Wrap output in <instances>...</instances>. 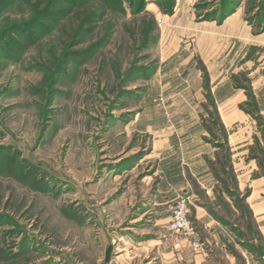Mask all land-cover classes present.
<instances>
[{
    "label": "rangeland",
    "instance_id": "1",
    "mask_svg": "<svg viewBox=\"0 0 264 264\" xmlns=\"http://www.w3.org/2000/svg\"><path fill=\"white\" fill-rule=\"evenodd\" d=\"M38 1L0 0V264H264V115L251 85L264 70V0H146L139 12L118 0L111 30L100 23L69 48L67 19L36 18ZM231 87L244 98L232 161L218 98ZM185 118L221 148L214 205L183 195L197 248L174 246L162 223L174 199L155 198L157 146ZM199 198L228 258L193 218Z\"/></svg>",
    "mask_w": 264,
    "mask_h": 264
},
{
    "label": "crops",
    "instance_id": "2",
    "mask_svg": "<svg viewBox=\"0 0 264 264\" xmlns=\"http://www.w3.org/2000/svg\"><path fill=\"white\" fill-rule=\"evenodd\" d=\"M233 16L229 18L227 21L232 20ZM230 29V28H229ZM236 29L232 28L229 31L231 33L228 34V37L230 38H236ZM261 39V38H260ZM247 40V39H246ZM253 43L260 42L258 39L251 41ZM235 54V53H234ZM252 72L251 74H253ZM252 90L253 94L255 96L257 105L259 107V110L264 115V70H260L257 72V74L254 73L253 75V81H252ZM227 94L226 100L221 101V95H218V98H220V110L226 113L227 115V121L224 119L222 120L225 127L228 129L233 128L232 125L235 126L237 122V101H243V92L238 91L237 89H234L231 87L225 92ZM240 113V112H239ZM247 116L244 117V121L248 122L249 125H251V120L246 119ZM193 120L190 119H180L178 121L176 120H170L169 125L171 128L176 131V128L178 129L179 135L177 133L172 134L173 131L170 129L168 134H163V144L160 146H157V149L161 148L162 150L157 152L158 155V166L157 169L159 171V182L157 183V194L155 195V198L157 197V203L158 205H166L169 202H171L173 199L175 200V197L178 195H185L189 193H193L195 195L196 191H200L202 197L205 200H208L211 205L214 200H216L215 190H216V181L214 176V170L213 166L211 165L210 160H213L214 157H216L217 152L221 149L220 147H217L213 144L209 139H204L205 132L198 128V126L194 125L192 122ZM242 122V121H240ZM155 124V123H154ZM248 127V125H246ZM238 129L237 131H239ZM246 130L244 131V133ZM228 133V141L227 145L229 147L230 153H231V161L235 158L236 149L237 147H240L241 145H237L242 140H237L235 137L236 130L233 128L232 134L230 135V130ZM254 137L256 139H259V142H261V136H257L258 132H254ZM253 137V138H254ZM248 137L244 138V142L246 144H251V138L247 140ZM162 140H158L157 143L161 142ZM160 152V153H159ZM234 164V162H233ZM250 168L242 171V174L247 175L248 173H252V169H254V165H249ZM234 171L237 172L236 168H234ZM262 177H257V180L261 179ZM254 182L256 180H253ZM244 187H251L250 185H245ZM239 188L242 191V184L239 183ZM254 191V190H253ZM254 194L249 196V206L250 205V199L252 198ZM197 196V195H195ZM173 200V201H174ZM199 202L201 204V198H199ZM172 201V202H173ZM172 204V203H171ZM168 205V216L165 217L162 221L164 224L170 213V206ZM164 213V212H163ZM160 214L161 215L163 214ZM193 218L196 221L197 224H200V227L205 231V233L211 237L215 243L218 246L219 254L224 255L227 258L229 257V254H227L220 246L222 244L219 242L218 238H220V235H223V230L221 227H219L216 222L212 219V217L209 215L207 209L203 207V205L196 206L193 211ZM220 234V235H219ZM220 255V256H221ZM231 258V257H230ZM229 258V260H230ZM220 259H223L220 257ZM245 264H257L255 259L253 257H246ZM233 264V262L231 263Z\"/></svg>",
    "mask_w": 264,
    "mask_h": 264
},
{
    "label": "trees",
    "instance_id": "3",
    "mask_svg": "<svg viewBox=\"0 0 264 264\" xmlns=\"http://www.w3.org/2000/svg\"><path fill=\"white\" fill-rule=\"evenodd\" d=\"M10 0H4V4H8ZM132 7L136 4V12L142 11L146 0H126ZM37 4L36 18L52 17L53 14H58L62 18H66L70 32L66 34V47H74L82 42L84 37L93 32V30L102 23L106 31L111 30L113 20L116 19V10L120 2L118 0H39ZM169 9L172 10L174 0H168ZM57 5L61 8L55 10ZM107 16H110L107 19ZM107 19V20H106ZM38 21V20H36ZM153 17L143 19L140 22V38L144 41L151 32L154 31L152 24ZM34 23V22H33ZM43 25L42 20H39L37 27ZM15 27V26H13ZM11 29V28H10ZM105 35H101L99 39H103ZM90 50V49H87ZM69 52L64 53V57ZM68 56V55H67Z\"/></svg>",
    "mask_w": 264,
    "mask_h": 264
},
{
    "label": "built area",
    "instance_id": "4",
    "mask_svg": "<svg viewBox=\"0 0 264 264\" xmlns=\"http://www.w3.org/2000/svg\"><path fill=\"white\" fill-rule=\"evenodd\" d=\"M164 231L170 236L175 247L184 241H189L191 246L197 248L198 240L193 237V227L190 221V202L185 196H178L170 206L167 221L163 224Z\"/></svg>",
    "mask_w": 264,
    "mask_h": 264
}]
</instances>
